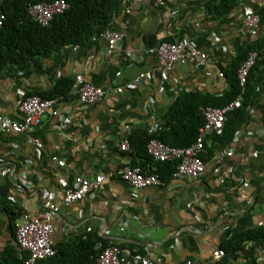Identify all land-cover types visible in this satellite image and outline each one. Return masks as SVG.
Listing matches in <instances>:
<instances>
[{"label":"crops","instance_id":"1","mask_svg":"<svg viewBox=\"0 0 264 264\" xmlns=\"http://www.w3.org/2000/svg\"><path fill=\"white\" fill-rule=\"evenodd\" d=\"M218 2L168 0L164 7L148 1L128 12L123 1L110 25L124 33L113 51L106 38L94 36L41 65L29 61L19 71L17 65L0 66V111L10 119L21 118L20 102L28 92L49 91L60 77L83 75L103 91L97 102L85 104L73 87L70 98L57 103L59 114L43 117L36 131L41 149L23 134L0 129V252L10 250L11 264L22 260L15 238L22 215L37 214L49 203L58 206L55 248L97 235L120 246L133 264L140 256L158 264H264V241L252 237L240 249L214 257L216 250L264 226V53L251 78L255 95L246 121L231 139L219 141L218 132H208L204 153L211 156L200 176H170L160 186L136 188L117 175L142 161L130 142L136 131L164 126L169 107L188 93L221 96L231 88L233 66L243 52L254 40H264V0H236L219 17L209 10ZM246 12L259 17L255 36L244 25ZM184 37L207 52V60L161 67L150 51ZM147 72L152 79L139 82ZM124 140L129 150L121 149ZM109 173L114 176L100 189L63 203L76 177ZM9 205L22 213L15 223ZM64 259L69 264L70 257Z\"/></svg>","mask_w":264,"mask_h":264},{"label":"trees","instance_id":"2","mask_svg":"<svg viewBox=\"0 0 264 264\" xmlns=\"http://www.w3.org/2000/svg\"><path fill=\"white\" fill-rule=\"evenodd\" d=\"M39 0H3L0 3V17L3 15L4 25L0 31V66L13 70L17 65L18 71L21 66L28 65L32 61L35 65H41L42 59H50L61 49L72 46H83L91 37H99L103 32L110 29L113 16L123 6V0H67L69 8L62 14L56 15L48 26H42L34 21L29 14L30 5ZM53 1V0H50ZM236 0H221V2L209 5V10L214 15H224L234 5ZM177 41V40H169ZM264 40L256 39L243 52L238 62L233 66L234 78L231 88L221 96H212L201 93H188L177 98L169 107L165 116L164 126L153 132L139 130L134 133L130 142L134 150L142 157V161L131 166H140L144 170L156 173L162 181L176 171L178 162L175 160L155 161L147 152V144L151 139L160 140L171 146L184 147L193 144L206 119L204 111L208 106L222 107L241 97L240 108L231 112L224 126L218 132V140L231 139L238 131L242 123L248 117L249 107L254 98V86L251 78L257 65L252 69L244 93L238 79V69L251 51L263 50ZM264 53V52H263ZM259 63V62H258ZM257 63V64H258ZM76 78L60 77L54 87L49 91L28 92L25 97L38 95L44 99H56L58 102L68 100L70 91L74 87ZM206 147V142H205ZM204 147V149H205ZM210 155L201 152V158L206 161ZM8 212L12 221L21 216L15 212L14 207L8 206ZM254 238L264 241V226L251 230L245 237L234 239L225 248V255L242 247L245 238ZM102 243V247L99 243ZM103 239L97 235H88L77 241L59 244L56 246V254L50 258L42 259L38 264H64L66 257H70L69 264H95L102 248L106 247ZM75 257V258H72ZM16 264H24L23 260H15ZM0 264L10 263V250L0 252Z\"/></svg>","mask_w":264,"mask_h":264},{"label":"built area","instance_id":"3","mask_svg":"<svg viewBox=\"0 0 264 264\" xmlns=\"http://www.w3.org/2000/svg\"><path fill=\"white\" fill-rule=\"evenodd\" d=\"M126 10L129 12L133 5L142 2H153L157 6L168 5V0H123ZM70 4L67 0H39L30 5L29 14L34 21L42 26H48L56 15L64 13ZM5 17H0V31L3 28ZM244 25L250 30V33L255 36L258 33L259 17L252 13L244 14ZM107 39L110 51H113L118 41H120L124 33L118 30H107L102 33ZM154 53L161 67H171L176 63L187 64L193 62L196 66L203 64L208 58L207 52L192 46L190 40L186 37L177 41H163L156 48L150 51ZM263 50L251 51L244 62L238 69V79L244 93L249 75L252 69L262 59ZM152 73H142L138 77L152 79ZM75 92L81 102L85 104H93L97 102L103 95L101 88L89 83L83 75H78L74 83ZM56 99H44L41 96L33 95L24 97L20 102L21 118L10 119L3 115L0 111V129L4 133H17L25 135L28 140L36 145L38 149L43 147L42 140L37 137L36 131L42 125V120L45 114L51 112L53 115L59 114ZM242 105L241 97L229 104L216 107L208 106L205 111L206 122L200 129V133L196 141L184 147L171 146L160 140L151 139L147 144L148 154L155 161L175 160L178 162L176 171L173 173V178H187L200 176L206 168L205 161L201 158V152L204 150L206 136L208 132H219L224 126L228 115ZM264 132V129L261 130ZM120 147L122 150H129L130 145L128 140H124ZM232 152H228L231 155ZM59 164L64 165L63 160L55 157ZM117 175L131 186L136 188H146L150 186H160L162 179L156 173L142 169L140 166H124L117 172ZM114 176L113 173L98 174L94 179L78 176L75 179V185L72 189L64 191L63 203L71 205L79 200H82L91 190L100 189L105 180ZM58 210V206L54 203H49L45 209L37 214L24 213L22 222L16 228V242L20 249V255L24 264H38L42 259L50 258L56 254L54 245V225L53 216ZM102 247V243H99ZM225 255L224 249H218L214 252L215 258H222ZM264 259V254H263ZM95 264H133L122 248L118 245H107L102 248L101 253ZM136 264H158L149 256H140ZM187 264H193L192 261H187Z\"/></svg>","mask_w":264,"mask_h":264}]
</instances>
